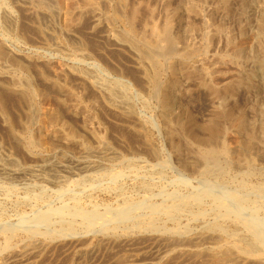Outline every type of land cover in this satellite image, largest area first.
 <instances>
[{"label": "rangeland", "instance_id": "374dc122", "mask_svg": "<svg viewBox=\"0 0 264 264\" xmlns=\"http://www.w3.org/2000/svg\"><path fill=\"white\" fill-rule=\"evenodd\" d=\"M82 1L83 0H0V48H2L0 49V51L2 52L0 53V111H1L0 112V164H3L0 167L6 169L8 168L16 169L22 172V174H20L21 176L20 175L7 176L6 174L0 173V225H1L0 228H2L0 231H2L4 228L8 229V226L9 229H11L10 224H12V226L15 224L17 230L13 227L12 230L14 232L17 231V233H15V237L13 238L12 245L14 246L15 244L16 245L19 244L16 247L14 246V249L13 246L11 245V247L8 248L9 250L3 251L0 254V264H124L129 260H134V258L146 259L147 262H149L148 264H261L262 261L257 254L244 253L245 254L244 255L241 251L239 252L234 250L231 251L229 249L212 250V251L209 250L196 251L191 249L189 250L188 248L192 247L190 244L194 245L196 239H198L196 237L199 236L203 237L202 240H205L207 238L205 236H208L209 241H217L221 239V235H219L220 233L217 231H213L210 228V226L215 222L214 220H216L213 219L215 218L213 216H216L217 218V215L215 214L217 213V210L220 208L217 207L218 201L222 202L224 200V202L222 203L223 204L225 203L226 206L227 205L232 206L230 208H233L235 210L239 209L237 211V215L240 214L239 216H241L242 218L246 217L245 219H248L249 218L248 216H252L251 218H254V221H258L259 223L261 222L260 223L261 225L264 223V222L262 223V221H264V139H263L264 94L262 95V93H264V87H263L264 85L263 83H261L264 82L262 81L264 80L263 79L264 68L259 63V61L263 56L262 47H264L263 46L264 9L262 10L261 8H259V6L263 3H261L260 0H246V1L225 0L226 1L225 3L224 0L219 1V3L218 1L215 2L216 0L215 1L207 0L208 2L206 0H204L203 2L202 0L201 1L199 0L201 3H203L204 5L203 6L201 3L200 5L199 1L197 0H145V1L125 0V2L124 0L123 1L120 0L122 4L118 6V4L120 3L119 0H98L99 2L96 0L97 3L101 5L103 8L102 7L98 8L97 11H95L96 13L92 10L83 12L84 14L82 13H81L82 15L80 14L82 17H79L80 15L75 17V19L77 18L79 19L76 20L77 22L73 20L74 22H71L72 24L70 23L68 26H66L64 21L66 19L65 14L68 15L72 13L74 10H76ZM140 1H143L142 4L143 5L146 4V5L145 6L141 5L142 6L141 7ZM188 1L190 2L188 3L189 5L187 4ZM254 1L255 3H253ZM196 2H198V4ZM258 2L259 4L257 5ZM191 3L195 5H199L198 6L199 9L200 6L203 9H201L200 12L197 10L199 13L197 11L189 12V10L186 9H189ZM212 3L214 4L216 3V4L214 5ZM133 5H135V7ZM209 5L217 6L218 9L216 8L214 9V6L210 7ZM207 6L209 7V9ZM131 7L134 8L132 9ZM137 7L138 8L140 7L141 9L140 8L139 9L142 12H140V10ZM147 7L148 9L151 10V12L150 10L147 9ZM246 7L247 9H245ZM205 8L207 9V11L205 10ZM210 8H213L212 9L213 12H211L212 10ZM7 9L9 10V12L10 11L11 12L10 13L7 12L8 11ZM107 9H109V12L107 11ZM130 9L133 10L131 11V13H130ZM144 9L147 10L145 11ZM152 9L154 10V13ZM5 11L7 13H5ZM101 11L102 12L105 11V12L102 13ZM209 11L211 12V14ZM97 12L99 14L101 13L103 16L99 15ZM164 12H166V14ZM203 12L206 14L205 16ZM248 12L249 13L251 12V17H249L250 15ZM261 12L263 13V15H261L262 14ZM255 13L257 14L256 19L254 16ZM5 14L9 16H6ZM167 14L169 16H167ZM170 14H172L173 16H171ZM11 15H13V17ZM119 15L120 18L122 19L118 18ZM176 15L177 17H175ZM146 16L148 18H146ZM165 16L167 18L171 17L177 19L178 28L180 29V31L182 29L184 30L181 31L182 33L183 32L185 33L186 30H190L191 34L195 35V36L193 35V37H190L192 35L188 36L189 39L188 38H187L188 40L186 39L188 44L193 40H194L193 43L191 42L192 44L191 43L190 44L191 45L196 44V47L198 42H199L198 44L199 46L204 44V48L201 50V53L198 52L196 53V55H194V57H191L189 66H186L185 70L178 73L179 77L177 76L176 78L175 86L172 90L170 100H168V102L166 101V103L163 102L164 99L160 91V87H161L160 85H163L166 79L169 78L173 60L172 59L170 60L169 57L164 54H159V53L153 54L154 57H156L158 54L163 55L160 57L158 56L156 58L158 59L160 58L161 62L163 63L165 62V63H164V68L157 79L159 82L157 81L155 85L153 83H150L151 84L150 85L148 84L149 82H146L147 77L145 74V70H146L145 68L147 67V69L149 70L150 68L148 67H151V69H153L154 66L152 64L146 65V62H142L141 59H138L140 58L138 55V50L140 47H142L141 44L142 39L145 37V35L147 36L148 35L147 33L149 32L148 31L149 26L147 25V22H149L150 24L151 22L153 23L155 20V23L161 25V23L163 24V22L165 21L166 18ZM208 16H209L208 18L209 20L206 18ZM253 16H254V20L249 19V18L253 19ZM258 16H261L262 18L261 17L258 18ZM181 17L182 20L179 19ZM9 18H11V20ZM133 18H135L134 21ZM150 18L151 20L153 19L151 22L149 20ZM186 18H188L189 20L188 19L184 20ZM205 18L207 20L204 21ZM146 19H148L149 21L148 20L144 21ZM110 21L112 22L111 24L109 23ZM185 22L188 23L186 24ZM206 22L210 24L208 25ZM248 23L251 24L250 27ZM112 24H114L115 26H113ZM259 24L262 29L259 27ZM145 25L147 26V29ZM187 25L189 26L188 29L186 27ZM210 25L212 29L209 27ZM131 26L132 28H130ZM206 26L209 28H207ZM254 27L255 28L258 27L256 28L257 30H255ZM129 28L132 31L133 37L131 36V38L125 37V35L127 34V30L129 31ZM143 28L146 30H144ZM192 28H194L193 29L194 31L192 30ZM213 28L214 29L216 28L217 31H215ZM250 28L252 29L250 30ZM210 29L212 34V35L210 34L211 36L208 35L210 32L206 34V30L210 31ZM258 29L261 30L262 32L261 31L257 32ZM197 30H200L198 31L199 34L196 33ZM241 30H244L242 31L243 33L241 32ZM254 31L257 33H255ZM140 32L143 33L140 34ZM145 32L147 33L145 34ZM212 32H214L215 34H213ZM247 32H248L247 34L248 36L247 35L244 36ZM113 33H116L117 35L116 34L114 35ZM216 33L218 34L216 35ZM241 33L244 35H242ZM118 35H120L119 36L120 39L117 38ZM258 35L261 36L262 38L259 37ZM51 37H53V39H51ZM136 37H138L137 39L139 40H137ZM196 37H198L199 40L202 39L201 41L202 43L198 41ZM133 38L134 41L132 40ZM210 38L211 41L213 40L211 47L208 45ZM116 39L118 41H116ZM206 39H208V41ZM259 40H263L261 41L263 44ZM229 41L232 43L233 46L231 45V43H229ZM135 42L137 43V45L139 44L138 47ZM250 43L251 44L253 43V45L251 46ZM248 46L249 47L251 46L252 50L251 47L249 49ZM241 47L242 50L240 49ZM260 50L262 51L260 52ZM5 51L8 54L5 53ZM203 51L205 52L203 53ZM235 51L236 52L239 51L240 54L234 53ZM242 54L244 56H242ZM9 56H14L12 57L13 60H11L12 58ZM18 58L21 60H17ZM198 58H199V62L197 61ZM168 61L170 62V64ZM236 61H239L238 62L239 64L242 62L241 64L243 65L241 64L239 65ZM192 62H194V64ZM17 63H21L25 67H21ZM166 63H167V68L165 67ZM244 63L246 65H244ZM187 67L190 68V70H188ZM43 70L45 72H43ZM60 70L66 71L67 79L65 77H64L65 79L62 77L61 78L56 77L55 75L56 71H60ZM31 72L34 74H30ZM167 74H169V76H167ZM261 76L262 78H259ZM53 77L54 78L56 77L55 79H57L61 85L69 87L70 91L73 90L72 95L75 94L76 96H74V98L72 99L70 95H67V93L64 90L60 89V87H58L53 83L52 81V79H54ZM249 77L250 79H248ZM21 78H23L24 80ZM62 79L63 81L65 80L66 82L65 81L62 82ZM256 79L258 80V82ZM162 80L163 82L161 84ZM4 81L6 82L4 83ZM14 82L16 83L18 82L17 84L19 88L22 89L26 88L34 94L33 96H35L34 99L37 102L38 107L45 106L44 108H50V109H53L55 107L57 108V111L61 108L58 112L59 113L62 112L63 114L60 113V117L56 120H49V121L47 120L45 122L40 121V119L37 117H34V119L32 118L33 120L30 119L25 120L28 119L26 118L28 112L27 99L22 95L21 91L12 89L10 87L11 84ZM120 82L123 84L120 85L121 84ZM103 87L106 89H104ZM46 88L49 91H47ZM41 91L43 92L42 94L40 93ZM122 91L123 93H121ZM48 92H50L51 94ZM58 95L60 98L58 97ZM105 95L108 97H106ZM258 95H259L258 97L259 100L255 98ZM110 97L112 99L114 98L115 99L111 100ZM107 98H109L110 100ZM67 100H69V102ZM77 100L79 101L81 100V101L78 102ZM125 100L128 101L127 103L130 104H127ZM259 101L261 102L259 103ZM85 102L87 104H85ZM119 102H123V104ZM42 103H44L45 105L44 104L42 105ZM23 105L26 107V109ZM55 105H59V106H55ZM18 108H20L23 113H21V110L20 109L18 110ZM163 108H165L166 111L169 109L168 111L171 113L172 118L167 119L165 117L164 114L165 110ZM5 112L8 113L5 114ZM229 112L233 113L231 117L227 118L226 116L223 115ZM6 115H8L9 117ZM240 115L243 119L245 118L246 123L249 122L247 123L248 127L249 126L251 127V125H253L251 129L250 127L248 128L246 126L247 128L245 129L247 131L245 129L243 130L242 133V135L244 134L243 137L245 138L246 134H248L249 136L251 135L254 138L255 144L260 143L258 145H255L253 143V146L252 148H250V150L243 149V147L242 148L238 147V143L240 142V140L238 139L240 136L234 129L233 119L239 118ZM191 119L195 120L196 124L192 125L189 122V120ZM169 120H170V124H169ZM176 120H178L177 122L179 124L182 122L181 123L182 125L180 124L181 125L180 126L178 125V123H175ZM214 121L217 122L218 125L221 127L218 136L219 139L215 143V145L220 144V146H222L225 145V143H227L225 146L229 149V151L232 146L234 150L233 148H231L230 151L231 153L229 152L231 155L230 154L222 155L220 157V161L218 160L217 161L218 163L216 162V165L214 162L212 164L213 168L210 172H203V166H201L202 164L200 163L201 164L200 165L198 161L195 160L194 157H192L191 155L195 154L194 153L195 151H193V149L197 147L196 145L201 147H206L207 145L205 144L206 142L201 141V139L204 140L209 137V131L207 127L211 123H214ZM227 121H229L228 123L229 125L230 124L233 125L234 130L232 129V126H230L231 128L228 127L229 125L227 124ZM27 122L30 125L27 124ZM259 123L262 125L259 126L260 125ZM18 124L19 126H16ZM72 125L75 126L74 128H76V130L74 129L73 131L77 134L80 133L81 135V136L79 135L80 137L75 133L73 136L70 135L68 136L66 134L67 131L63 130L65 126L72 127ZM177 125L182 130L179 131ZM56 129L58 130V132ZM169 129H171V132ZM259 129H261L260 130L262 131L261 133L260 131L259 133L257 132ZM231 130L233 132H230ZM60 131L63 134H61ZM177 131L181 133L178 136H177L178 133ZM244 131H246L247 133ZM62 135L64 136V138ZM170 136L173 137V144L170 141L171 140ZM258 136L259 138H261L260 140L257 138ZM33 137L35 138V140ZM75 137L76 140H74ZM220 137L224 141L222 142L219 141L222 140ZM79 138L82 140H80ZM179 138L181 141L179 140ZM187 138L190 140L188 141ZM240 139L242 138L240 137ZM30 141H32V144L30 143ZM77 141L78 143H75ZM187 141L188 143H186ZM47 142L49 145L47 144ZM236 142L238 143L235 145ZM89 143L90 145H88ZM182 143L183 145H181ZM50 144H52L53 147ZM98 144H100L101 147L97 146ZM228 144L230 145V148ZM193 145L194 147L192 148ZM48 147H50V149H48ZM188 147H190L192 151L188 149ZM179 148L182 149V151L180 149V153L178 150ZM92 150L95 151L93 152ZM102 150L104 151V153H100L103 152ZM175 150L176 152H174ZM237 150L238 152H236ZM246 150H248V152ZM189 151H190V155L188 153ZM233 151L236 153H234ZM244 151L246 152L244 153ZM85 152L87 153L91 152V154H87ZM240 154L242 157L240 156ZM135 156L136 158H134ZM186 156H188L187 159ZM190 156L192 157V159H194L193 161H191ZM235 156L237 158H235ZM139 158L140 160H138ZM10 159L15 160L16 162H14L13 160L11 161ZM82 159H87L88 161H92L93 162V163L91 162L92 167L86 170L81 165H78V161ZM226 159L228 160V162L225 161ZM233 159L236 160L238 159V160L236 162ZM253 160L255 163L252 162ZM234 161L236 165L234 164ZM242 161H244V163ZM156 162H159L157 163L158 165L157 164L155 165ZM145 163L147 164L145 165ZM197 163L199 164L198 167L196 166ZM11 164H14L15 166L14 165L11 166ZM59 164L60 165L63 164V165L60 166ZM160 164H163V167ZM154 166L155 167L157 166L156 169ZM240 166L241 168L242 167L245 168L241 169ZM30 168L32 169L30 170ZM143 168H145L146 170ZM219 168L221 169L217 170ZM136 169H138L139 171L138 170L136 171ZM151 169L153 171H151ZM194 169H196L197 171H195ZM122 170H124V173H122L123 172ZM33 173L34 174L37 173L38 175L37 174L34 175ZM135 173H137L138 177L137 175H134ZM175 173L177 176H179L177 179H175L176 178ZM152 174L154 177L155 176L156 177L152 178L153 177ZM219 175L221 176L219 177ZM181 176L184 177L182 178ZM186 176L188 179L185 178ZM114 177H118V180H115L116 178L114 179ZM198 178L200 179V182ZM152 179H154V182ZM179 179L181 182L179 181ZM182 179H184V182H182L183 181ZM202 179L206 180L205 182L206 186L204 185V180ZM215 179L217 180L215 181ZM174 180H177L175 184L173 183L175 182ZM208 181L209 183H207ZM210 181L212 183L214 182L213 184L215 186L211 184ZM73 183L75 186H73ZM181 183H185V184H181ZM209 184L213 185L215 188L214 189L211 188V191L209 192L208 195L209 198L207 195H204V198L203 197L201 198L203 204L200 201L197 202L191 199L193 196L200 195L201 193H203V191L205 192L206 190H208V188L211 187ZM89 185L90 186L94 185V186L90 187L89 189ZM190 185L192 186L190 187ZM197 185H199V187ZM203 185L205 186V188ZM84 186L86 187L85 189ZM196 186L199 189L198 191L196 190L197 188L196 189L192 188ZM202 186L204 189L202 188ZM218 186L220 189L218 188ZM66 187L70 189H67ZM56 188L58 190L60 188V191H58ZM51 189L53 190L52 192ZM64 189H66V194L60 193L63 191L65 192ZM221 189L224 190V192ZM67 190H70L68 194H67ZM219 190L225 193L227 196L229 195L228 192L233 194H230V196H228L226 200L225 199L226 196L222 198L224 194ZM172 191H174V193ZM175 191H177V193ZM160 192H162V194ZM218 192L220 193L218 194ZM236 193L240 196H238ZM61 194H63V197ZM169 194L170 196H168ZM171 194L172 196L178 194V196H173L174 198L177 197L176 199L172 197V199L176 201L169 199L171 198ZM215 194L216 196L218 195L216 197L217 199L215 197L212 198V196H214ZM219 195L222 197H220ZM231 195L232 196L237 195L239 198L241 197L244 201L241 200V198L239 199L237 196L233 197L232 199ZM242 195L244 196L242 197ZM183 196L187 200L184 198L182 199L181 197ZM25 197L28 198L25 199ZM230 197L232 201H230ZM167 198L169 200H167ZM221 198L222 200H220ZM139 200L142 201V203H140ZM143 200L145 201V203H143L144 202ZM183 200L185 201L183 202ZM234 200H237V202H235ZM127 201H128V205L125 206L124 204H127ZM171 202L172 203L178 202L179 204L178 206L179 209L174 216L169 218L166 215L158 214L156 220L157 222L156 226L158 228H154V229L147 228V231L144 230L145 227H140V228L138 227L139 229L138 228L136 229L137 226L135 227L136 223H134L136 221L134 219L136 215L140 216L141 218L146 217L147 219L150 217L149 215L150 214L149 212H151L150 208L154 204L159 205L162 203L161 206L167 207L166 205L170 206ZM213 202L216 203L217 205L214 204ZM130 203L131 205H129ZM151 203L153 205L151 207H148L151 205ZM238 203H240L239 206L242 204L241 207H238ZM142 204L143 205L145 204L147 207L145 208V205L143 206ZM132 205L133 206L137 205V207L140 206L139 208L143 206V208H145L146 210L145 209H141L143 211L138 210L139 208L137 209V207L135 206L133 208ZM235 206H237L238 208ZM247 206L249 209L247 208ZM126 207H128V210L130 208V211L133 210V213L131 212L132 213L131 217L134 218L131 219L130 217L129 220L131 221L129 220H125L126 222L122 221L125 224L124 223L121 224L122 222H120L121 226H119V222L114 224L115 222L119 221V220L115 221V217H117L116 219H118L119 216L117 213L121 212V210L119 211V209L122 208L125 209ZM255 207L257 208L259 207L260 209L259 208L256 209ZM184 208L186 210H184ZM180 209H182L183 213H181L182 211ZM243 209L244 211L245 209L248 210L246 211V213L251 212L250 213L251 215L247 214V216H245L244 214L246 213H244ZM211 210L214 211L211 212ZM252 210H254L256 213L257 211H259V213H257L259 217L255 212H252ZM94 211L96 212V214L93 213ZM115 211H118L116 213L117 216H114L116 215ZM204 211H207V213H205ZM208 211L209 213L211 212L210 215ZM38 212H42V213L45 212L43 214H46V216L47 214H49L50 216L48 215V217L51 222L46 219V222L44 220L45 224H43L44 222H42V220L40 221L41 223L40 224L39 223L40 219L38 218L42 215V213L40 215L38 214ZM89 212H92L93 215L91 216L92 213ZM199 212H204L203 214L207 216L203 214H201L200 216L196 215L199 214ZM235 212L234 214H236ZM36 213L37 215H39L38 217L37 216L35 217ZM66 213L69 215H66ZM97 213L100 216H98ZM144 213L147 214V216L144 215ZM58 214H61L60 215L61 217H65L64 219L65 220L68 219V220L66 222L64 220H61L63 218L59 217ZM191 214L194 217L197 216V219L194 218ZM202 215L203 217L204 216L205 217L203 218ZM21 216H23L26 220ZM96 216L98 220L96 219V222L95 220H93L95 222L93 223L92 219H94V217L96 218ZM109 217H112L113 221H111L112 219L110 220ZM167 217L171 220H169ZM173 217H176L175 220ZM180 217L181 218L184 217V218L180 219ZM101 218L103 220L106 219L104 221L108 220V224L106 223L107 226ZM258 218L260 219L258 220ZM166 219L167 222L165 221ZM194 219L197 221H194ZM35 220L38 221V223H35L36 222ZM21 221L23 223L29 221L30 223L27 222L26 224H24V228L27 227V225H31L32 228L30 227L28 229L29 227L28 226L27 229H24L25 231L22 230L23 225L21 224L22 223ZM71 221L74 223H70ZM206 221H208V223ZM32 222H34L35 225ZM178 222L180 223L178 224ZM186 222H188L187 223L188 225L186 224ZM2 223L3 224L5 223L6 226H2L3 225ZM16 223H19L20 226L19 227L16 226L17 225ZM48 223H50L51 226L49 225V227H47ZM205 223H206L205 225L206 229L204 228L203 225ZM224 224L228 225V228H231L233 226L230 220L224 221ZM89 225L91 228L89 227ZM34 226H38V227L42 226V227L38 228ZM113 226L117 228L119 227V229L117 228L110 229ZM172 226L181 227L182 230L185 229V233H180V235L182 234L183 236L171 232V229L168 227L172 228ZM187 226L189 230L185 228ZM192 226L194 227L192 228ZM46 227L48 230L46 229ZM74 227L76 229H74ZM101 227L103 228L105 227L104 229L110 232L104 230ZM124 227L127 230H125ZM130 227L131 228L135 227V228H133L134 229L133 230V229H129ZM261 227L263 229L264 224ZM55 228L58 231L60 230L61 232L56 231ZM120 228H122V231ZM166 228L170 229V231ZM32 229L37 230V232L39 231V233L41 232L40 233L41 236L38 235L36 237H32L28 235L27 232H29V230L31 232ZM50 229H55V230L50 231ZM69 229H71L72 231L71 230L69 231ZM98 229H103V230L98 232L99 231ZM89 230L91 231V233H89L90 232ZM93 230L95 233L93 232L92 234ZM46 231L49 232L47 233ZM52 231H55L54 232L55 236L53 235V233H51ZM62 231H66V232H62ZM159 231H161V233L163 234H161ZM164 231L166 233H164ZM45 232L47 234H45ZM155 232H159V233L156 234ZM190 232H192L191 235L189 234ZM60 233L63 234L62 235L63 237L61 236ZM42 234H44L45 237H43ZM49 234L51 236H48ZM167 237L170 239H167ZM216 237H218L219 239L218 238L216 239ZM2 243H3V239L0 236V245ZM178 244H182V245H178ZM18 248L20 249V251H18L19 250ZM174 248H176L177 250ZM160 249L165 250V252L161 255H159L158 253ZM26 250L27 252H25ZM228 250L232 254H230L229 252L227 253L226 251ZM21 253H25V254H21ZM21 255L23 256L21 257ZM155 258L156 259L158 258L159 260L158 259L156 260Z\"/></svg>", "mask_w": 264, "mask_h": 264}, {"label": "bare ground", "instance_id": "6f19581e", "mask_svg": "<svg viewBox=\"0 0 264 264\" xmlns=\"http://www.w3.org/2000/svg\"><path fill=\"white\" fill-rule=\"evenodd\" d=\"M98 1V0H97ZM97 1L96 0H83L82 2H81V4L78 6V8L76 9V10H74L72 13H70V14H65V17H66V19L64 20L65 21V25L66 26H68L71 22H74V21H76V20H79L78 18L77 19H75V17L76 16H78V15H80L81 13L82 14H84L83 12H86V11H90V10H92V11H97V9L98 8H101L102 6L101 5H99L98 3H97ZM123 1V0H122ZM145 1V0H144ZM197 1H199V0H197ZM201 1V0H200ZM199 1V4L201 3ZM204 0H202V2H203ZM207 1V0H206ZM209 1V0H208ZM207 1V2H208ZM213 1V0H212ZM211 1V2H212ZM215 1V0H214ZM218 1V3H219V1H223V0H216L215 2H217ZM246 1V0H245ZM264 1V0H263ZM263 1H261L260 0V2L261 3H263V4H261L260 6H259V8H261L262 10L264 9V2ZM99 2V1H98ZM119 2H120V0H119ZM124 2H125V0H124ZM139 2V1H138ZM137 2V3H138ZM141 3H140V6L141 5H143L142 4V2L143 1H140ZM191 2H193V1H191ZM226 1L224 0V3H225ZM257 2V1H256ZM80 3V2H79ZM101 3V2H100ZM136 3V4H137ZM147 3V2H146ZM188 3H190L189 1L187 2V4ZM194 3H195V1H194ZM197 4H198V2H196ZM223 3V2H222ZM247 3H248V1H247ZM253 3H255V1L253 2ZM120 4H122L121 2L118 4V6L120 5ZM144 4H145V2H144ZM202 5H203V3H201ZM200 4V5H201ZM212 4H214V3H212ZM216 4V3H215ZM214 4V5H215ZM259 4V2L257 3V5ZM98 5H99V7H98ZM107 5V4H106ZM146 5V4H145ZM145 5H143V6H145ZM189 5V4H188ZM208 5V4H207ZM214 5H212V6H214ZM226 5V4H225ZM111 6V5H110ZM134 7H135V5H133ZM199 5H195V4H192L191 3V5L189 6V9H186V10H189V12L191 11H201V9H203V8H201V6H200V9H199V7H198ZM204 6V5H203ZM202 6V7H203ZM210 7H212L211 5H209ZM219 6V5H218ZM250 6V5H249ZM125 7V6H124ZM133 7V8H134ZM142 7V6H141ZM208 7V6H207ZM220 7V6H219ZM221 7H223V6H221ZM248 7V6H247ZM247 7L245 8V9H247ZM257 7V6H256ZM103 8V7H102ZM132 8V7H131ZM132 8V9H133ZM138 8V7H137ZM140 8V7H139ZM138 8V9H139ZM150 8V7H149ZM218 9L217 8V6H214V9ZM251 8V7H250ZM254 8V7H253ZM106 9V8H105ZM110 9V8H109ZM109 9H107V11L109 12ZM113 9V8H112ZM132 9H130V13H131V11H133ZM141 9V8H140ZM139 9V10H140ZM143 9V8H142ZM147 9H148V7H147ZM147 9H144L145 11L147 10ZM208 9H209V7H208ZM211 10L213 9V8H210ZM8 10V9H7ZM117 10V9H116ZM148 10H150V9H148ZM153 10V9H152ZM205 10L207 11V9L205 8ZM251 10V9H250ZM255 10H257V9H255ZM254 10V11H255ZM138 11V10H137ZM197 11V12H198ZM203 11V10H202ZM217 11V10H216ZM7 12H9V10L7 11ZM6 11H5V13H7ZM11 12V11H10ZM9 12V13H10ZM99 12V11H98ZM97 12V13H98ZM102 12V11H101ZM103 12H105V11H103ZM102 12V13H103ZM124 12V11H123ZM140 12H142L141 10H140ZM148 12V11H147ZM146 12V13H147ZM150 12H151V10H150ZM185 12H187V11H185ZM198 12V13H199ZM210 12V11H209ZM211 12H213V10L211 11ZM211 12H210V14H211ZM252 12H253V10H252ZM96 13V12H95ZM122 13V12H121ZM135 13V12H134ZM149 13V12H148ZM153 13H154V10H153ZM165 14H166V12H164ZM168 13V12H167ZM173 13V12H172ZM177 13V12H176ZM180 13V12H179ZM204 13V12H203ZM203 13H201V14H203ZM249 13V12H248ZM247 13V14H248ZM262 13V12H261ZM81 14V15H82ZM99 14V13H98ZM123 14V13H122ZM137 14V13H136ZM151 14V13H150ZM164 14V15H165ZM169 14V13H168ZM167 14V16H169ZM189 14V13H188ZM187 14V15H188ZM197 14V13H196ZM195 14V15H196ZM213 14V13H212ZM253 14V13H252ZM6 15V14H5ZM79 16V17H82V16ZM95 15V14H94ZM99 15H102L101 13L99 14ZM113 15V14H112ZM115 15V14H114ZM139 15V14H138ZM149 15V14H148ZM152 15V14H151ZM171 16H173L172 14H170ZM190 15V14H189ZM206 14L204 13V16H205ZM249 17H251V12L249 13ZM256 13H255V19H256ZM261 15H263V13L261 14ZM6 16H9V15H6ZM12 17H13V15H11ZM98 16V15H97ZM103 16V15H102ZM102 16H101V19H102ZM122 16V15H121ZM126 16V15H125ZM135 16H137V15H135ZM150 16V15H149ZM180 16V15H179ZM182 16V15H181ZM203 16V17H204ZM212 16V15H211ZM244 16H246V15H244ZM254 16H253V19L252 18H249V19H251V20H254ZM264 16V15H263ZM11 17V18H12ZM105 17V16H104ZM106 17H107V15H106ZM105 17V18H106ZM111 17V16H110ZM117 17V16H116ZM123 17V16H122ZM130 17V16H129ZM166 17V16H165ZM175 17H177V15L175 16ZM199 17H200V14H199ZM199 17H198V19H199ZM243 17V16H242ZM259 17H261V16H258V18ZM11 18H9L10 20H11ZM119 19H122V18H120V15H119V17H118ZM132 18V17H131ZM138 18V17H137ZM146 18H148L147 16H146ZM201 18H202V16H201ZM207 19L209 18V16L208 17H206ZM204 19V21L205 20H207V19ZM248 18V17H247ZM246 18V19H247ZM262 18V17H261ZM260 18V19H261ZM8 19V20H9ZM100 19V18H99ZM113 19V18H112ZM124 19H125V17H124ZM164 19V18H163ZM180 20H182V17L181 18H179ZM188 18H186V19H184V20H187ZM245 19V20H246ZM7 20V21H8ZM74 20V21H73ZM110 20V19H109ZM135 20V18H133V21ZM148 19H146V20H144V21H147ZM150 20V22L153 20H151V18L149 19ZM148 20V21H149ZM183 20V21H184ZM189 20V19H188ZM203 20V19H202ZM209 20V19H208ZM101 21V20H100ZM112 21V20H111ZM109 22L110 24L112 23V22ZM129 21H130V18H129ZM247 21V20H246ZM258 21V20H257ZM77 22V21H76ZM122 22V21H121ZM125 22H128V21H125ZM181 22V21H180ZM207 22H209V21H207ZM206 22V23H207ZM251 22V21H250ZM256 22V21H255ZM262 22H263V20H262ZM106 23H107V21H106ZM116 23V22H115ZM160 23V22H159ZM186 23V22H185ZM188 23V22H187ZM186 23V24H187ZM199 23V22H198ZM203 23V22H202ZM258 23V22H257ZM72 24V23H71ZM127 24V23H126ZM130 24H131V22H130ZM190 24V23H189ZM200 24V23H199ZM208 25L210 24V23H207ZM249 24V27H250V23H248ZM256 24V23H255ZM74 25V24H73ZM113 26H115L114 24H112ZM133 25V24H132ZM147 25L149 26V28H148V33L147 32H145V34L147 33L148 35L146 36L145 35V37L142 39V42H141V44H142V47H140L139 48V50H138V55H139V57L140 58H138V59H141V61L142 62H146V65L147 64H152L151 66L153 67V69H151V67H148V68H150L149 70L147 69V67L145 68L146 70H145V74H146V77H147V80H146V82H149L148 84H150V83H153L154 85L157 83V79H158V76L161 74V72H162V70H163V68H164V63L163 62H161V60H160V58L158 59V58H156V57H160V56H163V55H159V54H164V55H167L168 57H169V59L171 60H173V64H172V68H171V71H170V76H169V74H167V76H169V78H167L166 79V81L164 82V84L163 85H160L161 87H160V91H161V94H162V97H163V102L164 103H166V101L168 102V100H170V96H171V93H172V90H173V88H174V86H175V82H176V78H177V76H178V73L179 72H181V71H183V70H185V68H186V66H189V64H190V60H191V57H194V55H196V53H201V50L204 48V44L203 45H201V46H199L198 44H199V42H198V44H197V47H196V44H194V45H191L192 43H193V41H191V42H189V44H188V42L186 41V39L188 38L189 39V37L188 36H190V35H192L191 34V31L190 30H186V32L184 33H182L181 31L183 30H181L180 31V29L178 28V24H177V19H175V18H165V21L163 22V24L161 23V25H158V23H155V20H154V22L152 23H150L149 24V22H147ZM184 25V24H183ZM202 25V24H201ZM204 25H206V24H204ZM212 25V24H211ZM211 25L209 26L210 28H211ZM253 25H254V23H253ZM252 25V26H253ZM146 26V25H145ZM181 26V25H180ZM185 26V25H184ZM251 26V27H252ZM258 26V25H257ZM262 26V25H261ZM264 26V25H263ZM72 27V26H71ZM134 27V26H133ZM187 27V29L189 28V26L187 25L186 26ZM185 27V28H186ZM197 27V26H196ZM201 27V26H200ZM207 27V26H206ZM209 27H207V28H209ZM259 27H260V24H259ZM68 28V27H67ZM127 28V27H126ZM130 28H132V26L130 27ZM130 28H129V31L127 30V34L125 35V37H127V38H131V36H132V31L130 30ZM184 28V29H185ZM256 28H258V27H256ZM255 27H254V29L255 30H257ZM261 28V27H260ZM264 28V27H263ZM64 29V28H63ZM144 29V28H143ZM146 29H147V26H146ZM146 29H144V30H146ZM194 28H192V30H193ZM199 29V28H198ZM202 29V28H201ZM212 29V28H211ZM211 29H210V31H207L206 30V34L207 33H209L208 35L209 36H211L212 34H211ZM214 29V28H213ZM252 28H250V30H251ZM262 29V28H261ZM66 30V29H65ZM112 30V29H111ZM120 30V29H119ZM125 30V29H124ZM133 30V29H132ZM209 30V29H208ZM215 31H217V29L215 28L214 29ZM220 30V29H219ZM264 30V29H263ZM115 31H117V30H115ZM134 31V30H133ZM184 31V30H183ZM194 31V30H193ZM193 31H192V33H193ZM198 31H200V30H197L196 31V33H198ZM202 31V30H201ZM203 31H204V29H203ZM242 31H244V30H241V32ZM246 31H247V29H246ZM259 31H261V30H259L258 29V31L257 32H259ZM68 32V31H67ZM114 32V31H113ZM135 32V31H134ZM219 32V31H218ZM251 32V31H250ZM255 32V31H254ZM257 32H255V33H257ZM262 32V31H261ZM141 33H143V32H140V34ZM195 33V32H194ZM202 33V32H201ZM213 34H215L214 32H212ZM221 33H222V31H221ZM243 33V32H242ZM241 33V34H242ZM114 35L116 34V33H113ZM123 34V33H122ZM199 34V33H198ZM203 34V33H202ZM211 34V35H210ZM218 33H216V35H217ZM220 34V33H219ZM248 34V32L244 35V34H242V35H244V36H246ZM251 34V33H250ZM117 35V34H116ZM121 35V34H120ZM120 35H118V37L117 38H119V36ZM137 35V34H136ZM138 35H139V32H138ZM194 35V34H193ZM193 35L192 36H190V37H193ZM201 35V34H200ZM207 35V36H208ZM257 35V34H256ZM195 36V35H194ZM213 36H215V35H213ZM248 36V35H247ZM255 36V35H254ZM259 36V35H258ZM257 36V37H258ZM112 37H113V35H112ZM123 37V36H122ZM121 37V38H122ZM133 37V36H132ZM135 37V36H134ZM203 37V36H202ZM215 37H217V36H215ZM259 37H261V36H259ZM263 37H264V32H263ZM115 38V37H114ZM138 37H136V39H137ZM197 39H198V37H196ZM196 38H195V40H196ZM204 38H207V37H204ZM214 38V37H213ZM212 38V39H213ZM232 38V37H231ZM262 38V37H261ZM51 39H53V37H51ZM120 39V38H119ZM187 39V40H188ZM194 39V38H193ZM209 39V38H208ZM208 39H206L207 41H208ZM247 39H249V38H247ZM251 39V38H250ZM253 39H255V38H253ZM256 39H258V38H256ZM264 39V38H263ZM127 40V39H126ZM133 41H134V38L132 39ZM137 40H139V39H137ZM141 40V39H140ZM205 40V41H206ZM227 40H228V38H227ZM226 40V41H227ZM233 40V39H232ZM61 41V40H60ZM116 41H118L117 39H116ZM136 41V40H135ZM198 41H202V39L201 40H199L198 39ZM204 41V40H203ZM206 41V42H207ZM213 41V40H212ZM212 41H211V38H210V41H209V46L211 47V44H212ZM256 41H258V40H256ZM260 42L261 41H263V40H259ZM4 42V41H3ZM54 42H55V40H54ZM129 42V41H128ZM211 42V43H210ZM233 42V41H232ZM136 43V42H135ZM140 43V42H139ZM191 43V44H190ZM202 43V42H201ZM229 43H231L230 41H229ZM253 43H255V42H253ZM253 43L251 44V46L253 45ZM262 43V42H261ZM260 43V44H261ZM4 44V43H3ZM2 44V45H3ZM258 44V43H257ZM263 44V43H262ZM261 44V45H262ZM59 45V44H58ZM136 45H137V43H136ZM139 45V44H138ZM138 45H137V47H138ZM206 45V44H205ZM207 45V46H208ZM226 45H228V44H226ZM231 45H232V43H231ZM235 45V44H234ZM256 45V44H255ZM254 45V46H255ZM259 45V44H258ZM4 46V45H3ZM133 46H135V45H133ZM141 46V45H140ZM206 46V47H207ZM233 46V45H232ZM237 46V45H236ZM250 46V47H251ZM253 46V47H254ZM263 46H264V44H263ZM59 47V46H58ZM128 47V46H127ZM231 47V46H230ZM249 47V46H248ZM250 47H249V49H250ZM61 48H63V47H61ZM130 48H132V47H130ZM233 48V47H232ZM234 48H235V46H234ZM233 48V49H234ZM238 48V47H237ZM236 48V49H237ZM256 48V47H255ZM254 48V49H255ZM258 48V47H257ZM260 48V47H259ZM263 48V49H262ZM261 49L263 50V52H262V54H263V56H262V58H261V60L259 61V63L263 66V68H264V47H262ZM0 49H2V48H0ZM134 49V48H133ZM241 50H242V47L240 48ZM57 50V49H56ZM135 50V49H134ZM251 50H252V47H251ZM250 50V51H251ZM257 50V49H256ZM262 50H260V52L262 51ZM3 51V50H2ZM136 51V50H135ZM207 51V50H206ZM234 51V50H233ZM248 51V50H247ZM205 51H203V53H204ZM256 52V51H255ZM0 53H2L1 51H0ZM5 53H7L6 51H5ZM85 53V52H84ZM156 53H159L156 57H154V55L153 54H156ZM234 53H238V54H240L239 53V51H235ZM245 53V52H244ZM249 53H251V52H249ZM257 53V52H256ZM255 53V54H256ZM259 53V52H258ZM8 54V53H7ZM237 54V55H238ZM254 54V55H255ZM68 55V54H67ZM66 55V56H67ZM77 55V54H76ZM84 55V54H83ZM82 55V56H83ZM199 55V54H198ZM223 55V54H222ZM226 55H227V53H226ZM229 55V54H228ZM233 55V54H232ZM251 55V54H250ZM249 55V56H250ZM135 56V55H134ZM137 56V55H136ZM242 56H244L243 54H242ZM253 56V55H252ZM9 57H14V56H9ZM17 57V56H16ZM196 57V56H195ZM224 57H226V56H224ZM228 57V56H227ZM233 57V56H232ZM237 57V56H236ZM246 57V56H245ZM3 58V57H2ZM230 58V57H229ZM166 59V58H165ZM193 59V58H192ZM240 59V58H239ZM245 59V58H244ZM243 59V60H244ZM257 59H259V58H257ZM6 60H7V58H6ZM11 60H13V58L11 59ZM17 60H21V59H17ZM164 60V59H163ZM168 60V59H167ZM169 60V61H170ZM195 60V59H194ZM246 60V59H245ZM168 61V62H169ZM197 61L199 62V58L197 59ZM219 61V60H218ZM232 61H233V59H232ZM247 61V60H246ZM24 62V61H23ZM167 62V63H168ZM196 62V61H195ZM237 63L239 62V61H236ZM167 63H166V65H165V67L167 68ZM172 63V62H171ZM193 64H194V62H192ZM234 63V62H233ZM236 63V64H237ZM242 63V62H241ZM240 63V64H241ZM19 66H21V67H25L23 64H21V63H17ZM169 64H170V62H169ZM235 64V65H236ZM239 64V63H238ZM239 64V65H240ZM144 65H145V63H144ZM241 65H243V64H241ZM244 65H246L245 63H244ZM27 66V65H26ZM149 66V65H148ZM139 67V66H138ZM145 67V66H144ZM170 67H171V65H170ZM193 67V66H192ZM41 68V67H40ZM188 68V67H187ZM14 69V68H13ZM26 69V68H25ZM60 69V68H59ZM64 69V68H63ZM168 69H170V68H168ZM205 69V68H204ZM16 70V69H15ZM36 70V69H35ZM151 70V71H150ZM188 70H190V68H188ZM52 71V70H51ZM141 71V70H140ZM164 71H165V69H164ZM167 71V70H166ZM169 71V70H168ZM22 72V71H21ZM25 72V71H24ZM43 72H45L44 70H43ZM142 72H144V71H142ZM70 73V72H69ZM68 73V74H69ZM99 73H100V71H99ZM187 73V72H186ZM30 74H34V73H30ZM29 74V75H30ZM87 74V73H86ZM253 74H255V73H253ZM15 75V74H14ZM47 75V74H46ZM56 77L57 78H66V75H67V73H66V71H64V70H60V71H56ZM89 75V74H88ZM87 75V76H88ZM180 75V74H179ZM259 75H260V73H259ZM263 76V75H262ZM262 76L261 77H259V78H262ZM19 77V76H18ZM24 77V76H23ZM33 77V76H32ZM48 77H49V75H48ZM55 77V78H56ZM97 77V76H96ZM179 77V76H178ZM14 78V77H13ZM16 78V77H15ZM54 78V77H53ZM52 79V81H53V83L55 84V85H57L58 87H60V89H62V90H64L66 93H67V95H70L71 96V98L73 99L74 98V96H76L75 94L74 95H72V91H70V89H69V87H66V86H64V85H61L59 82H58V80L57 79ZM64 78V79H65ZM103 78V77H102ZM254 78V77H253ZM258 78V79H259ZM12 79V78H11ZM21 79H23V78H21ZM27 79V78H26ZM67 79V78H66ZM160 79H161V77H160ZM163 79V78H162ZM248 79H250V77L248 78ZM255 79V78H254ZM264 79V78H263ZM9 80V79H8ZM16 80H18V79H16ZM24 80V79H23ZM96 80V79H95ZM257 80V79H256ZM3 81V80H2ZM65 81V80H64ZM63 81V79H62V82H64ZM109 81V80H108ZM107 81V82H108ZM112 81H114V80H112ZM255 81V80H254ZM262 81H264V80H262ZM6 81H4V83H5ZM10 82V81H9ZM25 82V81H24ZM66 82V81H65ZM111 82V81H110ZM116 82V81H115ZM126 82V81H125ZM142 82H143V80H142ZM145 82V83H146ZM159 82V81H158ZM162 82H163V80L161 81V84H162ZM256 82V81H255ZM257 82H258V80H257ZM18 83V82H17ZM16 82H14V83H10L11 84V88L12 89H15V90H19V91H21L22 92V95L24 96V97H26V99H27V103H28V112H27V116H26V118H28V119H25V120H33L34 119V117H37V118H39L40 119V121H42V122H45V121H49V120H56V119H58L59 117H60V113H62V112H58L57 111V108H53V109H50V108H44V107H38V105H37V102L35 101V99H34V97L35 96H33L34 94L30 91V90H28V89H22V88H19V86H18V84H17ZM26 83V82H25ZM24 83V84H25ZM28 83V82H27ZM96 83V82H95ZM99 83V82H98ZM106 83V82H105ZM121 83V82H120ZM260 83V82H259ZM261 83H263V85H264V82H261ZM260 83V84H261ZM30 84V83H29ZM48 84V83H47ZM102 84V83H101ZM100 84V85H101ZM123 83H121L120 85H122ZM254 84V83H253ZM258 84V83H257ZM259 84V85H260ZM27 85V84H26ZM70 85V84H69ZM151 85V84H150ZM158 85V84H157ZM255 85V84H254ZM8 86V85H7ZM21 86V85H20ZM105 86V85H104ZM109 86V85H108ZM248 86H250V85H248ZM26 87V86H25ZM28 87V86H27ZM258 87V86H257ZM262 87V86H261ZM264 87V86H263ZM31 88V87H30ZM49 88V87H48ZM104 88V87H103ZM111 88V87H110ZM145 88V87H144ZM154 88V87H153ZM157 88V87H156ZM47 89V88H46ZM104 89H106V88H104ZM109 89V88H108ZM112 89H113V87H112ZM261 89V88H260ZM259 89V90H260ZM36 90V89H35ZM50 90H51V88H50ZM58 90V89H57ZM148 90H149V88H148ZM147 90V91H148ZM256 90V89H255ZM47 91H49L48 89H47ZM75 91V90H74ZM112 91V90H111ZM126 91V90H125ZM157 91V90H156ZM155 91V92H156ZM159 91V90H158ZM109 92V91H108ZM115 92V91H114ZM253 92V91H252ZM263 92V91H262ZM41 94L43 93L42 91L40 92ZM48 93H50V92H48ZM121 93H123V91L121 92ZM121 93H119V94H121ZM128 93V92H127ZM126 93V94H127ZM220 93H221V91H220ZM17 94V93H16ZM51 94V93H50ZM264 93H262V95H263ZM14 95V94H13ZM36 95V94H35ZM63 95V94H62ZM66 95V94H65ZM251 95V94H250ZM12 96V95H11ZM41 96V95H40ZM64 96V95H63ZM73 96V97H72ZM106 96V95H105ZM120 96V95H119ZM159 96V95H158ZM57 97V96H56ZM58 97H59V95H58ZM79 97V96H78ZM106 97H108V96H106ZM114 97V96H113ZM123 97V96H122ZM122 97H119V98H122ZM253 97V96H252ZM258 97H259V95L257 96V97H255V98H257L258 99ZM261 97V96H260ZM263 97V96H262ZM20 98H21V96H20ZM37 98V97H36ZM60 98V97H59ZM64 98V97H63ZM68 98H69V96H68ZM70 98V99H71ZM75 98H77V97H75ZM80 98V97H79ZM78 98V99H79ZM111 98V97H110ZM116 98H118V97H116ZM24 99V98H23ZM62 99V98H61ZM107 99H109V98H107ZM115 99V98H114ZM114 99H112L111 98V100H114ZM262 99V98H261ZM44 100V99H43ZM42 100V101H43ZM66 100V99H65ZM75 100V99H74ZM73 100V101H74ZM110 100V99H109ZM131 100V99H130ZM259 100V99H258ZM264 100V99H263ZM68 102H69V100H67ZM78 102H80L79 100H77ZM126 101V100H125ZM262 101V100H261ZM261 101H259V103L261 102ZM5 102V101H4ZM8 102V101H7ZM46 102V101H45ZM111 102V101H110ZM128 101H126V103H127ZM39 103V102H38ZM112 103V102H111ZM119 103H122L123 104V102H119ZM125 103V102H124ZM164 103H163V105H164ZM225 103H226V101H225ZM44 103H42V105H43ZM58 104V103H57ZM85 104H87L86 102H85ZM113 104H114V102H113ZM116 104V103H115ZM127 104H130V103H127ZM45 105V104H44ZM60 105V104H59ZM59 105H55V106H59ZM62 105V104H61ZM119 105V104H118ZM125 105V104H124ZM133 105V104H132ZM24 106V105H23ZM47 106V105H46ZM63 106V105H62ZM61 106V107H62ZM111 106H112V104H111ZM127 106V105H126ZM131 106V105H130ZM129 106V107H130ZM167 106V105H166ZM227 106V105H226ZM25 107V106H24ZM48 107V106H47ZM50 107H52V106H50ZM84 107V106H83ZM133 107V106H132ZM162 107H164V106H162ZM168 107V106H167ZM228 107V106H227ZM232 107V106H231ZM169 108V107H168ZM167 108V109H168ZM181 108H183V107H181ZM225 108V107H224ZM20 108H18V110H19ZM25 109H26V107H25ZM123 109H126V108H123ZM128 109V108H127ZM164 110H165V108H163ZM170 109V108H169ZM168 109V110H169ZM180 109V108H179ZM237 109V108H236ZM21 110V109H20ZM63 110H65V109H63ZM164 111V114H165V117L167 118V119H170V118H172V115H171V113L169 112V111ZM223 110V109H222ZM228 110V109H227ZM171 111V110H170ZM173 111V110H172ZM185 111V110H184ZM235 111V110H234ZM1 112V111H0ZM11 112V111H10ZM64 112V111H63ZM162 112H163V110H162ZM174 112V111H173ZM172 112V113H173ZM181 112V111H180ZM225 112V111H224ZM236 112V111H235ZM8 112H5V114H7ZM19 113H20V111H19ZM21 113H23L22 112V110H21ZM184 113V112H183ZM12 114V113H11ZM63 114V113H62ZM235 114H237V113H235ZM17 115V114H16ZM25 115V114H24ZM174 115H177V114H174ZM224 116H226L227 118H229V117H231L232 115H233V113H231V112H229V113H226V114H223ZM6 116H8V115H6ZM10 116H12V115H10ZM18 116V115H17ZM21 116V115H20ZM185 116V115H184ZM237 116V115H236ZM244 116V115H243ZM246 116V115H245ZM9 117V116H8ZM22 117V116H21ZM62 117V116H61ZM164 117V116H163ZM164 117V118H165ZM192 117V116H191ZM264 117V116H263ZM4 118V117H3ZM10 118H12V117H10ZM9 118V119H10ZM24 118V117H23ZM33 118V119H32ZM6 119V118H5ZM219 119V118H218ZM225 119V118H224ZM38 120V119H37ZM179 120V119H178ZM178 120H176L175 121V123H178L177 121ZM246 120H247V118H246ZM263 120V119H262ZM10 121V120H9ZM17 121V120H16ZM58 121H60V120H58ZM168 121V120H167ZM212 121V120H211ZM210 121V122H211ZM215 121H217V120H215ZM214 121V123H211L208 127H207V129H208V131H209V137L208 138H206V139H201V141H204V142H206L205 144H207L206 145V147H201V146H198V145H196L195 147L196 148H194L193 149V151H195L194 153L195 154H192L191 156L192 157H194V159L195 160H197L198 161V163L201 165V166H203V172H210L211 170H212V168H213V166H212V164L215 162V165H216V162L219 160L220 161V157L222 156V155H226V154H230L231 152V148H233V146L230 148V145L228 144V146H229V148H230V151H229V149L225 146L227 143H225V145H222V146H220V144L219 145H215V143L218 141V136H219V132H220V130H221V127L218 125V123L217 122H215ZM233 121H234V129H235V131L238 133V135L242 138V139H240V137H239V139L238 140H240V142L238 143V142H236L235 143V145L238 143V147H243V149H248V150H250V148H252V146H253V143H254V138H253V136H249L248 134H246V137L244 138L243 137V135H242V133H243V130L245 129V128H247L248 126V124L247 123H249V122H245V118L243 119L242 117H241V115H240V117L239 118H234L233 119ZM254 121H256V120H254ZM7 122V121H6ZM23 122H24V119H23ZM29 122V121H28ZM27 122V124H29ZM41 122V123H42ZM189 122L192 124V125H194V124H196V122H195V120H193V119H191V120H189ZM219 122V121H218ZM223 122V121H222ZM231 122V121H230ZM17 123H20V122H17ZM31 123V122H30ZM33 123V122H32ZM172 123V122H171ZM182 123V122H181ZM180 123V124H181ZM220 123V122H219ZM225 123V122H224ZM229 123V121H227V124ZM232 123V122H231ZM246 123V124H245ZM169 124H170V120H169ZM179 123H178V125H180ZM252 124H253V122H252ZM260 124V123H259ZM30 125V124H29ZM64 125V124H63ZM69 125V124H68ZM178 125H177V127H178ZM182 125V124H181ZM180 125V126H181ZM221 125V124H220ZM229 125V124H228ZM249 125H251V124H249ZM262 124H260L259 126H261ZM16 126H19V124L18 125H16ZM205 126H206V124H205ZM222 126V125H221ZM225 126V125H224ZM230 126H232V129H233V125H229L228 127H230ZM247 126V127H246ZM253 125H251V127H252ZM257 126H258V124H257ZM24 127V126H23ZM73 127V128H72ZM72 127L70 126V127H67V126H65L64 128H63V130H66L67 132H66V134L69 136H73L74 135V129L76 130V128H74L75 126H73L72 125ZM173 127V126H172ZM250 127V126H249ZM248 127V128H249ZM251 127H250V129H251ZM176 128V127H175ZM179 128V127H178ZM231 128V127H230ZM229 128V129H230ZM263 128H264V125H263ZM61 129V128H60ZM78 129V128H77ZM173 129V128H172ZM177 129V128H176ZM233 129V130H234ZM257 129V128H256ZM57 130V129H56ZM62 130V129H61ZM170 130V132H171V129H169ZM180 130H182V129H180L179 128V131ZM223 130H225V129H223ZM223 130H222V132H223ZM246 130V129H245ZM261 129H259L257 132L259 133V131H260ZM28 131V130H27ZM174 131H176V130H174ZM247 131V130H246ZM246 131H244V132H246ZM250 131V130H249ZM10 132V131H9ZM25 132V131H24ZM30 132V131H29ZM57 132H58V130H57ZM178 132V131H177ZM229 132V131H228ZM230 132H233L232 130L230 131ZM229 132V133H230ZM256 132V131H255ZM256 132V133H257ZM262 131H260V133H261ZM60 133H61V131H60ZM173 133V132H172ZM226 133V132H225ZM236 133V134H237ZM247 133V132H246ZM252 133H254V132H252ZM32 134V133H31ZM61 134H63V133H61ZM60 134V135H61ZM76 135H80V133H75ZM179 134H181V133H177V136L179 135ZM206 134V133H205ZM227 134V133H226ZM226 134H224V135H226ZM263 134V133H262ZM14 135V134H13ZM75 135V136H76ZM170 135V134H169ZM207 135V134H206ZM222 135V134H221ZM248 135V136H247ZM29 136H30V134H29ZM63 136V135H62ZM67 136V137H68ZM81 136V135H80ZM79 136V137H80ZM184 136H185V134H184ZM208 136V135H207ZM257 136V135H256ZM20 137V136H19ZM22 137V136H21ZM171 137V143L173 144V137L172 136H170ZM169 137V138H170ZM180 137V136H179ZM183 137V136H182ZM187 137V136H186ZM222 137V136H221ZM220 137V138H221ZM23 138V137H22ZM25 138V137H24ZM34 138V137H33ZM63 138H64V136H63ZM86 138V137H85ZM184 138V137H183ZM259 140L262 138V135H261V138H259V136L257 137ZM15 139V138H14ZM26 139V138H25ZM72 139V138H71ZM80 139V138H79ZM78 139V140H79ZM182 139V138H181ZM188 139V138H187ZM222 139V138H221ZM225 139V138H224ZM263 139H264V136H263ZM12 140V139H11ZM16 140V139H15ZM34 140H35V138H34ZM43 140V139H42ZM74 140H76V137H75V139ZM80 140H82V139H80ZM88 140V139H87ZM179 140H180V138H179ZM183 140V139H182ZM190 139H188V141H189ZM258 140V141H259ZM14 141V140H13ZM84 141V140H83ZM175 141H177V140H175ZM181 141V140H180ZM180 141H179V143H180ZM188 141L186 142V143H188ZM196 141V140H195ZM219 141H224L223 139L222 140H219ZM236 141H237V139H236ZM255 141H256V139H255ZM263 141V140H262ZM17 142V141H16ZM43 142V141H42ZM45 142H46V140H45ZM82 142V141H81ZM86 142V141H85ZM101 142V141H100ZM184 142V141H183ZM14 143V142H13ZM30 143L32 144V141H30ZM38 143H39V141H38ZM71 143H73V142H71ZM75 143H78V141L77 142H75ZM170 143V142H169ZM185 143V142H184ZM263 143V142H262ZM16 144V143H15ZM18 144V143H17ZM29 144V143H28ZM46 144V143H45ZM45 144H44V146H45ZM47 144H48V142H47ZM81 144V143H80ZM175 144H177V143H175ZM197 144V143H196ZM204 144V143H203ZM218 144V143H217ZM222 144V143H221ZM255 144V143H254ZM258 144H260V143H258ZM258 144H255V145H258ZM42 145V144H41ZM49 145V144H48ZM50 145H52V144H50ZM83 145H84V143H83ZM88 145H90V143L88 144ZM102 145V144H101ZM180 145V144H179ZM181 145H183V143L181 144ZM186 145V144H185ZM188 145V144H187ZM189 145H190V143H189ZM188 145V146H189ZM81 146V145H80ZM97 146H100V144H98ZM218 146H220V147H218ZM38 147H40V146H38ZM52 147H53V145H52ZM101 147V146H100ZM99 147V148H100ZM172 147V146H171ZM173 147H175V146H173ZM191 147V146H190ZM190 147H188V149H190ZM194 147V145L192 146V148ZM237 147V148H238ZM27 148H28V146H27ZM92 148V147H91ZM96 148V147H95ZM98 148V149H99ZM106 148V147H105ZM182 148V147H181ZM181 148H179L178 150H179V153H180V149ZM48 149H50V147H48ZM102 149V148H101ZM235 149H236V147H235ZM240 149V148H239ZM243 149H241V150H243ZM191 150V149H190ZM233 150H234V148H233ZM248 150H246L247 152H248ZM93 151V150H92ZM95 151V150H94ZM93 151V152H94ZM101 151V150H100ZM99 151V152H100ZM103 151V150H102ZM181 151H182V149H181ZM192 151V150H191ZM246 151H244V153L246 152ZM96 152H98V151H96ZM174 152H176V150L174 151ZM178 152V151H177ZM230 152V153H229ZM234 152V151H233ZM236 152H238V150L236 151ZM236 152H234V153H236ZM85 153H87V152H85ZM100 153H104V151L103 152H100ZM154 153V152H153ZM189 153V155H190V151L188 152ZM193 153V152H192ZM87 154H91V152L90 153H87ZM158 154V153H157ZM177 154V153H176ZM178 155V154H177ZM187 155V154H186ZM194 155V156H193ZM231 155V154H230ZM190 156V157H191ZM233 156V155H232ZM239 156V155H238ZM240 156H241V154H240ZM239 156V157H240ZM140 157V156H139ZM180 157V156H179ZM187 157L188 156H186V159H187ZM189 157V158H190ZM192 157H191V161H193L194 159H192ZM242 157V156H241ZM240 157V158H241ZM83 158V157H82ZM102 158V157H101ZM132 158V157H131ZM134 158H136V156L134 157ZM189 158H188V160H189ZM235 158H237L236 156H235ZM225 159V158H224ZM239 159V158H238ZM237 159V160H238ZM11 160V159H10ZM13 160V159H12ZM11 160V161H12ZM138 160H140V158L138 159ZM137 160V161H138ZM233 160H235L236 162H237V160L236 159H233ZM243 160V159H242ZM244 160H245V158H244ZM246 160H247V158H246ZM249 160H250V158H249ZM14 162H16L15 160H13ZM47 161V160H46ZM45 161V162H46ZM130 161H132V160H130ZM141 161H142V159H141ZM225 161H227L228 162V160L226 159ZM235 161H234V164H235ZM241 161V160H240ZM10 162V161H9ZM91 162L92 161H88L87 159H82V160H79L78 161V165H81L83 168H85L86 170L88 169V168H91L92 166H91ZM136 162V161H135ZM243 163H244V161H242ZM250 162V161H249ZM252 162H254V160L252 161ZM11 163H13V162H11ZM93 163V162H92ZM157 163H159V162H156L155 163V165L157 164ZM161 163V162H160ZM165 163V162H164ZM196 164V166L198 167V165L199 164ZM218 163V162H217ZM222 163V162H221ZM225 163V162H224ZM238 163H239V161H238ZM237 163V164H238ZM246 163H247V161H246ZM255 163V162H254ZM41 164V163H40ZM43 164V163H42ZM61 164V163H60ZM59 164V165H60ZM147 163H145V165H146ZM149 164V163H148ZM151 164V163H150ZM166 164V163H165ZM168 164V163H167ZM233 164V163H232ZM1 165H3V164H0V166ZM12 165H14V164H11V166ZM63 165V164H62ZM62 165H60V166H62ZM153 165H154V163H153ZM158 165V164H157ZM160 165H162V167H163V164H160ZM170 165V164H169ZM236 165V164H235ZM243 165V164H242ZM241 165V166H242ZM251 165V164H250ZM15 166V165H14ZM17 166V165H16ZM94 166V165H93ZM150 166V165H149ZM190 166H191V164H190ZM218 166V165H217ZM241 166H240V168H241ZM257 166V165H256ZM68 167V166H67ZM155 167V166H154ZM157 167V166H156ZM156 167H155V169H156ZM161 167V166H160ZM200 167V166H199ZM222 167H225V166H222ZM221 167V168H222ZM248 167V166H247ZM251 167V166H250ZM64 168V167H63ZM66 168V167H65ZM150 168V167H149ZM148 168V169H149ZM153 168V167H152ZM221 168H219V169H217V170H220ZM238 168H239V166H238ZM243 169L245 168V167H242ZM241 168V169H242ZM21 169V168H20ZM32 168H30V170H31ZM143 169H145V168H143ZM159 169V168H158ZM200 169V168H199ZM23 170H24V168H23ZM26 170V169H25ZM65 170V169H64ZM138 169H136V171H137ZM146 170V169H145ZM164 170H165V168H164ZM170 170H172V169H170ZM195 171H197L196 169H194ZM201 170V169H200ZM249 170V169H248ZM29 171V170H28ZM123 171V172H122ZM121 172L122 173H124V170H122ZM139 171V170H138ZM151 171H153L152 169H151ZM160 171V170H159ZM34 172H35V169H34ZM118 172V171H117ZM126 172V171H125ZM134 172V171H133ZM145 172V171H144ZM162 172V171H161ZM168 172V171H167ZM223 172V171H222ZM225 172V171H224ZM0 173L1 174H6L7 176H16V175H20V174H22V172L20 171V170H16V169H10V168H8V169H6V168H2V167H0ZM91 173V172H90ZM122 173H119V174H122ZM138 173V172H137ZM137 173H135L134 175H137ZM149 173V172H148ZM154 173V172H153ZM178 173V172H177ZM214 173H215V171H214ZM213 173V174H214ZM220 173V172H219ZM218 173V174H219ZM34 174V173H33ZM32 174V175H33ZM35 174H37V173H35ZM34 174V175H35ZM92 174H94V173H92ZM96 174V173H95ZM118 174V175H119ZM126 174V173H125ZM162 174V173H161ZM204 174V173H203ZM206 174V173H205ZM212 174V175H213ZM24 175H25V173H24ZM31 175V174H30ZM38 175V174H37ZM54 175V174H53ZM87 175V174H86ZM89 175V174H88ZM111 175V174H110ZM113 175V174H112ZM118 175H115V176H118ZM175 175H176V173H175ZM179 175V174H178ZM202 175V174H201ZM224 175H226V174H224ZM21 176V175H20ZM55 176V175H54ZM58 176V175H57ZM99 176V175H98ZM120 176V175H119ZM139 176H141V175H139ZM152 176H153V174H152ZM221 175H219V177H220ZM85 177V176H84ZM88 177V176H87ZM86 177V178H87ZM91 177V176H90ZM123 177V176H122ZM137 177H138V175H137ZM145 177V176H144ZM156 177V176H155ZM154 176L152 177V178H155ZM179 176H177L176 175V178L175 179H177ZM182 178L184 177V176H181ZM181 177H180V179H181ZM222 177H224V176H222ZM58 178V177H57ZM116 178V179H115ZM128 178V177H127ZM126 178V179H127ZM185 178H187V176L185 177ZM202 178V177H201ZM95 179V178H94ZM98 179H99V177H98ZM114 179L115 180H118V177H114ZM121 179V178H120ZM125 179V178H124ZM136 179V178H135ZM138 179V178H137ZM161 179V178H160ZM159 179V180H160ZM180 179H179V181H180ZM188 179V178H187ZM186 179V180H187ZM196 179V178H195ZM225 179V178H224ZM79 180V179H78ZM90 180V179H89ZM92 180H93V178H92ZM153 180V182H154V179H152ZM173 180V179H172ZM183 181L182 182H184V179H182ZM197 180V179H196ZM198 180H199V182H200V179L198 178ZM202 180H204V185L206 186V184H205V182H206V180L205 179H202ZM201 180V181H202ZM208 180V179H207ZM217 179H215V181H216ZM223 180V179H222ZM175 182H173L174 184L176 183V181L177 180H174ZM71 182H73V181H71ZM105 182V181H104ZM116 182V181H115ZM170 182V181H169ZM181 182V181H180ZM185 182H187V181H185ZM108 183H109V180H108ZM189 183H190V181H189ZM207 183H209V181L207 182ZM210 183L211 184H213L211 181H210ZM97 184V183H96ZM101 184V183H100ZM111 184V183H110ZM116 184V183H115ZM171 184V183H170ZM181 184H185V183H181ZM200 184V183H199ZM177 185H178V183H177ZM189 185V184H188ZM203 185V186H204ZM208 185V184H207ZM210 185V184H209ZM214 185V184H213ZM213 185H210L211 187H209L210 188V190H209V188H208V190H206L205 192L203 191V189L205 188V186H204V188H203V186H202V191H203V193H201V191H200V195H195V196H193L191 199H193L194 201H197V202H201L202 204H203V202L201 201L202 199V197L204 198V195H209V192L211 191V188H215ZM71 186V185H70ZM73 186H75L74 185V183H73ZM92 186H94V185H89V189H90V187H92ZM98 186V185H97ZM192 185H190V187H191ZM195 186V185H194ZM198 187H199V185H197ZM192 187V188H197L196 190L198 191L199 189H198V187ZM243 186V185H242ZM88 187V186H87ZM189 187V188H190ZM201 187V186H200ZM208 187V186H207ZM221 187V186H220ZM67 189H70V188H68V187H66ZM86 187L84 186V189H85ZM217 188V187H216ZM218 188H219V186H218ZM222 188V187H221ZM245 188V187H244ZM248 188V187H247ZM250 188V187H249ZM50 189V188H49ZM57 189V188H56ZM72 189V188H71ZM201 189V188H200ZM220 189V188H219ZM260 189V188H259ZM263 189V188H262ZM48 190V189H47ZM58 190V189H57ZM65 190V192L63 191V192H60V193H64V194H66V189H64ZM73 190V189H72ZM82 190H83V188H82ZM81 190V191H82ZM222 190V189H221ZM226 190V189H225ZM228 190V189H227ZM245 190H247V189H245ZM254 190V189H253ZM53 190L51 189V192H52ZM58 191H60V188H59V190ZM69 191L70 190H67V194L69 193ZM195 191V190H194ZM214 191H216V190H214ZM220 191V190H219ZM223 192H224V190H222ZM222 191H220V192H222ZM230 191V190H229ZM242 191V190H241ZM240 191V192H241ZM73 192V191H72ZM75 192H76V190H75ZM84 192V191H83ZM173 193H174V191H172ZM171 192V193H172ZM176 193H177V191H175ZM196 192V191H195ZM220 192H218V194L220 193ZM222 192V193H223ZM226 192V191H225ZM232 192V191H231ZM254 192V191H253ZM260 192H262V191H260ZM10 193V192H9ZM161 194H162V192H160ZM172 193V194H173ZM213 193V192H212ZM229 193V195L228 196H230V194H233V193H230V192H228ZM227 193V194H228ZM246 193V192H245ZM55 194H56V192H55ZM73 194H76V193H73ZM172 194H171V198H169V199H172V197L173 196H178V194L177 195H173L172 196ZM214 194V193H213ZM224 195H223V197L222 196H220V197H222V198H224V196H226V200H227V198H228V196L225 194V193H223ZM237 194V193H236ZM241 194H243V193H241ZM247 194V193H246ZM259 194H261V193H259ZM62 195V197H63V194H61ZM78 195V194H77ZM192 195H194V194H192ZM212 195V194H211ZM238 195V194H237ZM237 195H231L232 196V199H233V197H236ZM249 195V194H248ZM256 195H258V194H256ZM59 196V195H58ZM168 196H170V194L168 195ZM167 196V197H168ZM184 196H186V195H184ZM181 197L182 199L184 198V199H186L185 197ZM190 196V195H189ZM218 196V195H217ZM216 196V194L214 195V196H212V198H216L217 197ZM238 196H240V195H238ZM237 196V197H238ZM244 195H242V197H243ZM260 196V195H259ZM62 197H60V198H62ZM246 197V196H245ZM248 197V196H247ZM250 197H251V195H250ZM28 198V197H27ZM26 197H25V199H27ZM75 198V197H74ZM174 198V197H173ZM177 198V197H176ZM176 198H174V199H176ZM180 198V197H179ZM208 198H209V196H208ZM222 198L220 199V200H222ZM239 198V197H238ZM238 198H237V200H238ZM241 198V197H240ZM239 198V199H240ZM257 198V197H256ZM150 199V198H149ZM168 198H167V200H169ZM174 199H172L173 201H176V200H174ZM182 199H180V200H182ZM217 199V198H216ZM232 199H231V197H230V201H232ZM235 199V198H234ZM245 199H247V198H245ZM179 200V199H178ZM187 200V199H186ZM190 200V199H189ZM219 200V199H218ZM237 200H234L235 202H237ZM241 200H243L242 198H241ZM250 200V199H249ZM255 200V199H254ZM259 200V199H258ZM144 201V200H143ZM147 201V200H146ZM163 201H164V198H163ZM165 201H166V199H165ZM185 200H183V202H184ZM214 201H215V199H214ZM233 201V202H234ZM244 201V200H243ZM243 201H241V202H243ZM133 202V201H132ZM131 202V203H132ZM137 202V201H136ZM139 202L140 203H142V201H140L139 200ZM178 202H180V201H178ZM178 202L177 203H172L171 202V205L169 206V205H166L167 207H165V206H161L162 205V203L161 204H159V205H153L152 203H151V205L150 204H148V205H150V206H148V207H151L152 205V207L150 208L151 209V212H149L148 214L150 215V217L149 218H147L146 219V217L145 218H141L140 216H138V215H136L135 216V222L134 223H136V225H135V227H136V229L139 227H145V229L144 230H146L147 231V228L148 229H154V228H158L157 226H156V220H157V215L158 214H163V215H166V216H168L169 218H171L172 216H174L176 213H177V211H178V206H179V204H178ZM196 202V203H197ZM222 202H224V200L222 201ZM221 201H218V208L220 207V208H222V209H218L217 210V213L215 214V215H217V218H216V216H213V217H215V218H213V219H216V220H214L215 222L210 226V228L213 230V231H217V232H219L220 234L219 235H221V239L220 240H217V241H209L208 239V236H205V237H207L206 239H205V237H204V239L205 240H202L203 239V237H196V238H198V239H196V242L194 243V245H192V244H190L191 246V248H188L189 250L191 249V250H196V251H200V250H209V251H212V250H222V249H229V250H234V251H241L243 254L245 253V254H257L258 256H259V258L261 259V261H262V263L261 264H264V228L262 229V225L264 224L263 222L264 221H262V225L258 222V221H254V218H251L252 216H248L249 218L248 219H245L246 217L245 216H247V214H250V213H246V211H248V210H246L247 208H248V206H247V208L245 209V211H244V209H243V211H244V213H246V214H244L245 216V218H242L241 216H239V215H237V211L239 210V209H237V210H235V209H233V208H230V207H232V206H226L225 205V203L223 204ZM233 202H230V203H233ZM234 202V203H235ZM240 202V203H241ZM246 202H247V200H246ZM254 202H257V201H254ZM126 203V202H125ZM131 203L129 204V205H131ZM134 203V202H133ZM139 203V204H140ZM143 203H145V201L143 202ZM196 203H194V204H196ZM200 203V204H201ZM214 203V202H213ZM226 203H227V201H226ZM230 203H229V205H230ZM240 203H238V207H241V205L239 206V204ZM251 203V202H250ZM156 204H158V203H156ZM214 204H216V203H214ZM245 204V203H244ZM125 206L126 205H128V201H127V204H124ZM123 205V206H124ZM138 205V204H137ZM137 205L135 206V207H137ZM141 205V204H140ZM143 205V204H142ZM145 205V204H144ZM143 205V206H144ZM186 205V204H185ZM217 205V204H216ZM235 205H237V204H235ZM124 206V207H125ZM133 206V205H132ZM134 206H133V208H134ZM143 206L141 207V208H139L140 206H138L137 207V209L138 210H141V209H145L147 206L145 205V208H143ZM196 206V205H195ZM201 206V205H200ZM256 206V205H255ZM235 207H237V206H235ZM237 207V208H238ZM246 207V206H245ZM260 207V206H259ZM258 207V208H259ZM133 208H131V209H133ZM212 208V207H211ZM210 208V209H211ZM252 208V207H251ZM256 209H258L257 207H255ZM124 208H122V209H119V211L121 210V212H119V213H117L118 211H115V214L117 213L119 216H118V219H116L117 217H115V221L116 220H119V221H117V222H115L114 224H116V223H118L119 222V226H121L120 225V222H122V221H125V220H129L130 219V217H131V214L133 213V210L132 211H130V208H129V210H128V207H126L124 210H123ZM136 209V208H135ZM149 209V210H150ZM183 209V208H182ZM182 209H180L181 211H182ZM231 209H233V210H231ZM249 209V208H248ZM260 209V208H259ZM146 210V209H145ZM184 210H186L185 208H184ZM200 210V209H199ZM202 210V209H201ZM255 210V209H254ZM254 210H252V212H255ZM37 211V210H36ZM141 211H143V210H141ZM140 211V212H141ZM210 211V210H209ZM209 211H208V213H209ZM214 211V210H213ZM212 210H211V212H213ZM236 211V212H235ZM241 211V210H240ZM239 211V212H240ZM132 212V213H131ZM138 212V211H137ZM205 213H207V211H204ZM204 212H199V214H196V215H198V216H200L201 214H203ZM210 212V213H211ZM216 212V211H215ZM234 212L236 213V214H234ZM41 213L42 212H38V214H40L41 215ZM43 213H45V212H43ZM42 213V215H44V216H40L38 219H40L39 220V223H40V221L42 220V222H44V220H45V222H46V219L47 220H49V217H48V215L49 214H47V216H46V214H43ZM89 213H92V212H89ZM93 213H95L96 214V212L94 211ZM93 213L91 214V216L93 215ZM135 213H136V211H135ZM179 213V212H178ZM181 213H183V211L181 212ZM180 213V214H181ZM198 213V212H197ZM210 213H209V215H210ZM241 213H243V212H241ZM256 213V212H255ZM257 213H259V211H257ZM256 213V214H257ZM94 214V215H95ZM117 214L116 215H114V216H117ZM190 214V213H189ZM214 214V213H213ZM61 214H58V216L59 217H61L60 216ZM62 215H64V214H62ZM66 215H69V214H67L66 213ZM97 215L98 216H100L98 213H97ZM143 215V214H142ZM141 215V216H142ZM144 215H146L147 216V214H145L144 213ZM178 215V214H177ZM192 215V214H191ZM203 215H205V214H203ZM203 215H202V217H203ZM251 215V214H250ZM38 217L39 215H37V213H36V215H35V217ZM50 216V215H49ZM160 216V215H159ZM182 216V215H181ZM193 216V215H192ZM205 216H207V215H205ZM204 216V217H205ZM243 216V215H242ZM254 216H256V215H254ZM257 216H258V214H257ZM21 217H23V216H21ZM48 217V218H47ZM87 217V216H86ZM90 217V216H89ZM162 217V216H161ZM167 217V218H168ZM194 217V216H193ZM203 217V218H204ZM209 217H211V216H209ZM259 217V216H258ZM24 218V217H23ZM51 218V217H50ZM61 218H63V219H61ZM61 218H59V219H61V220H64L65 222L68 220H65L64 218L65 217H61ZM91 218V217H90ZM89 218V219H90ZM103 218V217H102ZM101 218V219H102ZM110 218V220L112 219V217H109ZM114 218V217H113ZM132 217H131V219H133ZM159 218V217H158ZM168 218V219H169ZM174 218V220H175V218L176 217H173ZM182 218H184V217H182ZM181 217H180V219H182ZM186 218V217H185ZM191 218V217H190ZM194 218H196L197 219V216H195ZM252 220H251V219ZM21 219V218H20ZM25 219V218H24ZM23 219V220H24ZM86 219H88V218H86ZM96 219L98 220V218H97V216H96V218L94 217V219H92V222L93 223H95L96 222ZM108 219V218H107ZM162 219V218H161ZM260 218H258V220H259ZM22 220V219H21ZM26 220V219H25ZM24 220V221H25ZM27 220H29V219H27ZM37 220V219H36ZM35 220V221H36ZM93 220H95V222L93 221ZM103 220V219H102ZM104 220H106V219H104ZM103 220V221H104ZM109 220V221H110ZM169 220H171V219H169ZM192 220V219H191ZM228 220H230L231 222H232V227L231 228H228V225H226V224H224V221H228ZM20 221V220H19ZM50 221V220H49ZM87 221H89V220H87ZM100 221V220H99ZM111 221H113V219L111 220ZM129 221H131V220H129ZM162 221V220H161ZM160 221V222H161ZM164 221V220H163ZM166 222H167V219L165 220ZM194 221H197V220H195L194 219ZM208 221H209V219H208ZM208 221H206L207 223H208ZM213 221V220H212ZM6 222V221H5ZM22 222V221H21ZM20 222V223H21ZM27 222H29V221H27ZM26 222V223H27ZM30 222H31V220H30ZM29 222V223H30ZM45 222L43 223V224H45ZM48 222V221H47ZM51 222V221H50ZM63 222V221H62ZM98 222V221H97ZM102 222V221H101ZM105 222V224L107 223L108 224V220L107 221H104ZM126 222V221H125ZM170 222V221H169ZM172 222H173V219H172ZM189 222H191V221H189ZM204 222V221H203ZM202 222V223H203ZM8 223V222H7ZM26 223H21L22 225H23V228H22V230H24V229H27V227H28V229L31 227V225H27V227H25L24 228V224H26ZM32 223H34V222H32ZM35 223H38V221H36ZM35 223H34V225H35ZM69 223V222H68ZM70 223H74V222H70ZM69 223V224H70ZM90 223H91V220H90ZM109 223H112V222H109ZM124 222H122L121 224H123ZM180 222H178V224H179ZM188 222H186V224H187ZM196 223V222H195ZM226 223V222H225ZM3 224V223H2ZM17 225L16 226H20V224L19 223H16ZM19 224V225H18ZM41 224V223H40ZM40 224H37V225H40ZM107 224H106V226H107ZM125 224V223H124ZM129 224V223H128ZM197 224V223H196ZM201 224V223H200ZM209 224H210V222H209ZM231 224V223H230ZM11 225V229H9V226H8V229L7 228H4L2 231H0V236L2 237V239H3V243L0 245V254L3 252V251H6V250H9L8 248H10L11 247V245H12V241H13V238L15 237V233H17V231L16 232H14L12 229L13 228H15L16 230H17V227H15V224L12 226V224H10ZM22 225H21V227H22ZM49 225L51 226V224L50 223H48L47 224V227H49ZM163 225V224H162ZM188 225V224H187ZM204 225V228H205V225H206V223L205 224H203ZM1 226V225H0ZM2 226H6L5 225V223L2 225ZM105 226V225H104ZM109 226V225H108ZM116 226V225H115ZM115 226H113V227H111L110 229H114V228H117V227H115ZM133 226V225H132ZM161 226V225H160ZM179 226H181V225H179ZM184 226V225H183ZM186 226V225H185ZM197 226V225H196ZM209 226V225H208ZM13 227V228H12ZM34 227H38V226H34ZM42 227V226H41ZM40 226L38 227V228H41ZM44 227V226H43ZM47 227H46V229H47ZM71 227H73V226H71ZM88 227V226H87ZM86 227V228H87ZM89 227H90V225H89ZM88 227V228H89ZM135 227H133V228H135ZM194 226H192V228H193ZM200 227H203V226H200ZM32 228V227H31ZM61 228V227H60ZM70 228V227H69ZM91 228V227H90ZM89 228V229H90ZM101 228H103V227H101ZM105 228V227H104ZM103 228V229H104ZM133 228H129V229H133ZM138 228V229H139ZM160 228V227H159ZM168 228H170L171 229V232H173V233H177L178 235H180V233H185V229H181V227H178V226H172V228L171 227H168ZM168 228H166V229H168ZM186 229H188V226L187 227H185ZM191 228V229H192ZM2 228H0V230H1ZM20 229V228H19ZM45 229V230H46ZM56 229V228H55ZM55 229H50V231L51 230H55ZM62 229H63V227H62ZM67 229V228H66ZM72 229V228H71ZM71 229H69V231L71 230ZM74 229H76L75 227H74ZM93 229H95V228H93ZM103 229H98L99 231L98 232H100L101 230H103ZM117 229H119V227L117 228ZM121 229V231H122V228H120ZM124 229L125 230H127L125 227H124ZM123 229V230H124ZM129 229H128V231H129ZM142 229V228H141ZM140 229V230H141ZM161 229V228H160ZM159 229V230H160ZM164 229H165V227H164ZM170 229H168L169 231H170ZM199 229V228H198ZM206 229V228H205ZM209 229V228H208ZM21 230V229H20ZM44 230V231H45ZM48 230V229H47ZM73 230V229H72ZM71 230V231H72ZM104 230H106V229H104ZM134 230V229H133ZM189 230V229H188ZM193 230V229H192ZM192 230H190V231H192ZM197 230V229H196ZM200 230V229H199ZM25 231V230H24ZM56 231H58L57 229H56ZM60 231V230H59ZM58 231V232H59ZM68 231V230H67ZM90 231V230H89ZM106 231H108V230H106ZM105 231V232H106ZM118 231V230H117ZM142 231V230H141ZM140 231V232H141ZM149 231V230H148ZM153 231V230H152ZM158 231V230H157ZM166 231V230H165ZM164 231V233H166ZM187 231V230H186ZM203 231H204V229H203ZM43 232V231H42ZM47 233L49 232V231H46ZM45 232V234H47ZM54 232L55 231H52L51 233H53V235H54ZM57 232V233H58ZM61 232V231H60ZM62 232H66V231H62ZM93 232H94V230L92 231V234H93ZM102 232H104V231H102ZM108 232H110V231H108ZM160 233H161V231H159ZM159 232H155L156 234L157 233H159ZM202 232V231H201ZM201 232H199V233H201ZM26 233V232H25ZM28 233V235H30V236H32V237H36V236H38V235H40L41 236V232L39 233V231L37 232V230H31V232H30V230H29V232H27ZM89 233H91V231L89 232ZM95 233V232H94ZM97 233V232H96ZM107 233V232H106ZM133 233V232H132ZM132 233H130V234H132ZM136 233V232H135ZM168 233V232H167ZM191 233L192 232H190L189 234L191 235ZM56 234V233H55ZM61 234V236L63 235L62 233H60ZM67 234V233H66ZM69 234V233H68ZM72 234V233H71ZM70 234V235H71ZM125 234V233H124ZM129 234V233H128ZM161 234H163V233H161ZM160 234V235H161ZM186 234H187V232H186ZM185 234V235H186ZM196 234H198V233H196ZM217 234V233H216ZM43 235V237H45L44 236V234H42ZM58 235V234H57ZM123 235V234H122ZM182 235V234H181ZM180 235V236H181ZM215 235V234H214ZM40 236H39V238H40ZM48 236H51L50 234L48 235ZM55 236V235H54ZM112 236H113V233H112ZM120 236H121V234H120ZM183 236V235H182ZM194 236V235H193ZM17 237V236H16ZM63 237V236H62ZM65 237V236H64ZM189 237V236H188ZM215 237V236H214ZM219 237V236H218ZM218 237H216V239L218 238ZM30 238V237H29ZM50 238V237H49ZM53 238V237H52ZM59 238V237H58ZM57 238V239H58ZM220 238V237H219ZM218 238V239H219ZM32 239V238H31ZM51 239V238H50ZM166 239V238H165ZM167 239H170V238H168L167 237ZM166 239V240H167ZM177 239V238H176ZM211 239H213V238H211ZM22 240V239H21ZM52 240V239H51ZM179 240V239H178ZM194 240V239H193ZM25 241H27V240H25ZM37 241V240H36ZM35 241V242H36ZM54 241V240H53ZM182 241V240H181ZM23 243V242H22ZM40 243V242H39ZM49 243V242H48ZM20 244H21V242H20ZM34 244V243H33ZM47 244V243H46ZM45 244V245H46ZM19 245V244H18ZM18 245H14L15 247L16 246H18ZM170 245V244H169ZM178 245H182V244H178ZM184 245V244H183ZM13 246V245H12ZM14 246H13V249H14ZM29 246V245H28ZM175 246V245H174ZM173 246V247H174ZM177 246V245H176ZM19 248H21V247H19ZM18 248V249H19ZM12 249V250H13ZM24 249V248H23ZM174 249H176V248H174ZM22 250V249H21ZM29 250V249H28ZM177 250V249H176ZM229 250L228 251H226L227 253L229 252ZM18 251H20V249L18 250ZM17 251V252H18ZM196 251H194V252H196ZM25 252H27V250L25 251ZM156 252V251H155ZM165 252V250H159L158 251V253H159V255H161V254H163ZM186 252V251H185ZM222 252H225V251H222ZM222 252H220V253H222ZM157 253V252H156ZM219 253V252H218ZM227 253H225V254H227ZM230 253V252H229ZM235 253V252H234ZM21 254H25V253H21ZM217 254V253H216ZM224 254V255H225ZM230 254H232V253H230ZM244 254V255H245ZM16 255V254H15ZM153 255H154V253H153ZM153 255H152V257H153ZM158 255V254H157ZM219 255V254H218ZM222 255V254H221ZM23 255H21V257H22ZM151 257V256H150ZM155 257V256H154ZM157 257V256H156ZM164 257V256H163ZM137 258V257H136ZM148 259V258H147ZM156 259V258H155ZM158 259V258H157ZM156 259V260H157ZM154 260V259H153ZM159 260V259H158ZM162 260V259H161ZM23 261V260H22ZM149 262H147V260L146 259H135L134 258V260H129V261H127L126 263H124V264H148Z\"/></svg>", "mask_w": 264, "mask_h": 264}]
</instances>
